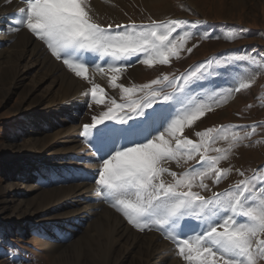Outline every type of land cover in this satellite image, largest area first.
Here are the masks:
<instances>
[{
	"label": "snow or ice",
	"instance_id": "1",
	"mask_svg": "<svg viewBox=\"0 0 264 264\" xmlns=\"http://www.w3.org/2000/svg\"><path fill=\"white\" fill-rule=\"evenodd\" d=\"M22 2L26 8L9 31L26 28L76 77L87 80L90 64L100 72L105 70L103 65L86 58V53L99 60L109 58L106 65L114 73L110 85L120 87L124 102L110 100L112 106L93 115L91 123L82 128V139L100 165L94 177L98 196L138 231L155 229L163 233L165 239L176 244L188 264H257L264 260V169L254 170L250 177L236 170L242 179L209 197L192 191L194 186L208 190L205 179H212L213 184L225 179L231 169L218 165L228 160L232 151L260 125L209 128L196 133L199 142L179 135L185 126L191 127L211 111L224 95L222 90H213L206 101L196 94L197 88H203L202 81L219 69L232 81L228 95L239 93L249 89L255 75L264 70V58L206 61L179 76L163 75L139 86L117 85L119 74L132 62L151 68L178 58L186 41L194 35L187 30L188 22L153 20L147 25L103 27L92 19L87 0ZM243 31L231 29L226 38H240ZM204 38L212 37L205 33ZM238 63L242 67H234ZM90 96L97 105L105 103L106 93L98 85L91 87ZM247 129L252 131L240 134ZM218 139L228 146L212 147ZM210 151L217 155L209 156ZM195 156H199L198 165L179 176L160 166L162 161H175L179 166L181 159ZM164 173L173 182H165Z\"/></svg>",
	"mask_w": 264,
	"mask_h": 264
},
{
	"label": "rangeland",
	"instance_id": "2",
	"mask_svg": "<svg viewBox=\"0 0 264 264\" xmlns=\"http://www.w3.org/2000/svg\"><path fill=\"white\" fill-rule=\"evenodd\" d=\"M127 1L130 2L129 7H125L126 10H124L126 12L129 9L126 12L128 21L116 25L132 23L147 25L153 20L159 22L177 19L188 22L187 30L192 31L194 35L186 41L178 58L173 57L167 65L157 64L149 68L144 64L132 62L130 67L119 74L115 82L117 85L139 86L158 77L162 78L163 75L179 76L206 61L231 60L233 57L245 56L253 57L257 61L264 58V0ZM106 5L101 7L99 16L90 13L94 22L107 19L109 7ZM7 17L6 15L0 17V38H6L9 32L8 27H14L15 19ZM231 29L245 31L240 33V38L227 39V33ZM22 30L25 28H21L20 33L23 32ZM205 33L210 34L212 38H204ZM12 42L0 41V264H62L56 260L57 255H62V250L77 248L76 241L83 238L86 241L79 247L81 255L87 259V264H95V262L118 264L117 259H120L128 249L124 242L120 240L112 242L114 248L110 250L107 242L100 243V235L103 234L104 228L101 229L99 221L86 218L79 224L78 220L73 218V213L69 214L67 221L63 212L69 210L57 211L56 207L49 208L50 206L43 210L45 206L42 205L47 199L41 195L42 191L59 189L61 186H68V188L76 186L79 193L84 195H87L89 190H93L98 195L94 177L98 174L100 165L94 161L92 151L83 140L73 142V139H78L79 135L82 136L83 125L90 124L93 115H99L100 112L112 106L110 100L114 99L117 103L124 102L120 87L110 85L111 75L106 65L109 58L102 61L91 54L85 55V57L91 55L94 63L104 66V74L101 72L102 76L105 75L104 80L101 75L100 77L91 75L90 68L94 64L88 67L87 80L76 77L63 64L71 76L75 77L70 90L77 89L74 94L77 101L72 105L66 101L72 97L68 96L64 85H52L51 79L33 88L24 98L27 88L34 84V79H38L43 70L40 67L29 70L24 79L18 81L19 86L10 92L11 81L3 78V70L7 68L6 66L14 64L10 58L12 57L10 46L14 43ZM189 48L192 49L191 52L187 51ZM3 53L6 54L1 55ZM27 56L20 62V69H23L24 64H29L31 57ZM139 67V72L130 84L125 85L127 80L125 74ZM234 67H242V64L238 63ZM252 67L256 65L252 64ZM244 71L250 72L251 69L244 68ZM75 82L79 84L73 87ZM201 83L203 88H197L196 94L206 101L214 94L213 90L216 93L222 90L224 95L220 97L218 103L212 105V110L206 112L205 116L195 121L191 127L185 126L179 134L181 137L199 142L196 133L209 128L260 125L249 139L232 151L228 160L221 161L218 165L222 169H231L225 179L219 184H213L212 179H205L204 183L208 185V190H202L196 186L192 188V191L209 197L214 192H224L238 183L242 177L236 170H242L246 177H250L254 170L264 169V70L255 75L249 89L239 93L233 92L231 95H228V89L232 87V81L223 75L222 70L217 69V72L207 81ZM93 85L104 89L106 93L104 104L97 105L92 101L90 89ZM45 89L50 93L44 96ZM35 98L43 100L42 110H31L30 100ZM55 100L59 101L60 105L67 103V106H55ZM59 108H64V111L58 112ZM64 120L66 123L62 122ZM108 123L117 126L114 122ZM250 131L252 129L241 130L240 134L245 135ZM35 142L36 145H33ZM227 146L225 141L219 139L212 145L214 148ZM24 152L31 153L27 161L19 159V154ZM208 155L214 156L217 153L210 151ZM172 163L162 161L160 166L176 172L179 176L180 173L197 166L199 156L191 160L181 159L179 166L176 162L174 165ZM83 176L89 178L86 179ZM162 179L167 183L173 182L172 177L167 173L162 175ZM199 182L197 179L195 183L198 185ZM97 199L98 203L105 205L113 213V220L118 223L123 222L128 232L133 235L139 232L143 236L150 233L158 235L154 241L160 246L170 248H167L168 251L165 253L168 256V258L164 257L166 264H176L181 261L184 262L181 264H188L179 255L176 244L165 239L163 233L155 229L138 231L99 196ZM92 203L96 201L83 197L71 210L72 212L73 210L89 211L93 206ZM85 215L86 212L80 214V217ZM72 225L77 226L76 229L71 230ZM105 229L107 233L110 232L107 227ZM261 238L264 239V236ZM177 257L178 260H176ZM257 264H264V260L257 261Z\"/></svg>",
	"mask_w": 264,
	"mask_h": 264
},
{
	"label": "bare ground",
	"instance_id": "3",
	"mask_svg": "<svg viewBox=\"0 0 264 264\" xmlns=\"http://www.w3.org/2000/svg\"><path fill=\"white\" fill-rule=\"evenodd\" d=\"M129 3L127 0H87V7L89 10V13L98 15V13L101 11V7L107 4L106 6L109 7V14L106 17L107 19L99 20L96 23L98 24L100 23V25L103 27L104 26L107 27V25L108 26L112 25L113 27H115L116 24H122L128 21L126 12L129 11V9H127V11L125 12L126 10L125 7L128 8ZM24 8H26V4L23 3L22 0H0V17L6 15L8 16L7 18L12 17V19L13 18L15 19L17 16H19L20 11ZM9 28L10 27H8V29ZM22 31H23L22 33H20V31H14V30L9 31L6 38L4 37L0 38V41L2 42L3 41H10V42L13 41L14 42V43L12 42L13 44L10 46V49H12L11 50L12 57L10 58L13 61L12 64L13 63L14 64L13 66L11 65L6 66L7 68L3 70V78L11 81L10 85L12 87L10 89V92L15 90V88L19 86L18 81H21L22 79H24L25 75L29 72V70L40 67L43 70V72L41 73L38 79H34V84L32 86H29V88H27L24 98H26L29 95L30 91L33 90V88H35L36 86H39L45 80L51 79L52 85H58V84L64 85L65 91H68V96L71 95L72 97L66 101L68 103L70 102L71 105L74 104L77 101V98L74 96V94L77 92L76 91L77 89L72 90V91L70 89L75 80L74 79L75 77H73V75L71 76V74L63 67L62 61H58L54 57L51 56L47 47L41 41L37 40L26 28L25 30H22ZM5 54L6 53H3L1 55H5ZM26 56L31 57V58H30L29 64L27 63L22 66L23 69H25V71L23 72V69H20L19 64L22 60L25 59ZM86 58L92 59V56L89 55V56H86ZM102 61H106V60L104 59ZM139 66L142 67V65H139ZM140 67L139 69L137 68H133L131 70L129 69L130 71L125 74L127 77L126 84L124 83L125 85L130 84L132 79L139 72ZM90 72H91V75L94 77H100V75L102 76L101 72L95 69L94 66L90 68ZM109 75H111L110 77H112L114 74L110 72ZM104 76L101 77L103 78V80L105 78ZM78 84L79 83L75 82L73 87ZM49 93L50 92L47 91L46 89L44 90V96ZM30 101H31L30 105L32 106L31 110H34V111L35 109L42 110V106H43V105L41 106L43 102L42 99L35 98ZM54 102H55V106L58 105V107L67 106L66 105L67 103H63L62 105H60L59 101L57 102L55 100ZM60 111L61 112L64 111V108L63 109L59 108L58 112ZM62 122L66 123L65 120ZM75 140L82 141L83 139H82V136L80 137L79 135V138L78 139L74 138L73 142ZM171 143L175 145V140H172ZM33 145H36V142ZM30 154H31L30 152L21 153L19 154V159L27 161V159H29V157L31 156ZM170 162H173L172 163L173 165L175 164V161H170ZM23 166H25V164ZM80 176L82 177V175ZM83 177L84 178L86 177V179L89 178L88 176H83ZM75 187L68 188V186L67 187L61 186V188L58 187L59 189L57 188L50 189V190L47 189L46 191H42L41 195L44 196V199H47L46 202H44V204L42 205V206H45L43 210L47 209L48 206H50L49 208L56 207L57 211H60V209H68L69 210L68 212H63V216H66L65 218L68 221V218H69L68 216H70L69 214L73 213L72 214L73 218L75 220H78L79 224H81L82 222L81 220L86 219V218H89L90 220L95 219L96 221H99L98 224L101 225V229L104 228L102 230L103 234L100 235L101 237L100 243L107 242V245H110L109 247L110 250H113L114 244H112V242L120 240L124 242L126 246L128 247L125 253L120 257V259H117L116 262L118 264H166V260L164 259V257L166 256L165 253L168 251L167 248L169 247L165 245L166 246L165 248L164 246H160L157 242L154 241L155 239L158 238V235L154 233H150L148 235L143 236V234H141L140 232L138 234L133 235L132 233L128 232L123 222L119 221L118 223L117 221L113 220L114 218L113 213L110 212L105 207V205H102L97 202L98 195H96L95 191L89 190L88 194L84 195L83 193H79V191ZM56 193H58V195H56ZM83 197L94 200L96 201V203H92L93 206L89 211L79 212L77 210L76 211L73 210L72 212L71 208L75 207L76 203H78V201H80L81 198L83 199ZM85 212H86V215L84 217L83 216L80 217V214H83ZM76 227L77 226L72 225L71 230L76 229ZM106 227L110 230L109 233L105 231ZM84 241H86L85 238L78 239L75 243V246L79 247V245H81L82 242ZM71 245L73 246V244ZM78 247L77 248L72 247L71 250H68V251L62 250V255H59V256L57 255L56 260L61 262L62 264L63 263L64 264H67V263L68 264H78V263L87 264L86 263L87 259H85L84 256L81 255V252H80L81 248L80 247L78 248ZM166 257L168 258V256ZM176 260H178V257L176 258ZM181 263H184V262L181 261L176 264H181ZM95 264L97 263L95 262Z\"/></svg>",
	"mask_w": 264,
	"mask_h": 264
}]
</instances>
